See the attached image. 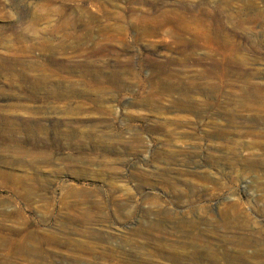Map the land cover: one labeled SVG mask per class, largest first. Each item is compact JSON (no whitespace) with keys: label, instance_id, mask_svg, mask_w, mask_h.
<instances>
[{"label":"rangeland","instance_id":"rangeland-1","mask_svg":"<svg viewBox=\"0 0 264 264\" xmlns=\"http://www.w3.org/2000/svg\"><path fill=\"white\" fill-rule=\"evenodd\" d=\"M235 254L264 264V0H0V264Z\"/></svg>","mask_w":264,"mask_h":264},{"label":"bare ground","instance_id":"bare-ground-1","mask_svg":"<svg viewBox=\"0 0 264 264\" xmlns=\"http://www.w3.org/2000/svg\"><path fill=\"white\" fill-rule=\"evenodd\" d=\"M102 30V28L100 29ZM37 84V83H36ZM39 86V85H38ZM8 122V121H7ZM7 125V124H6ZM26 128V127H25ZM11 129V128H10ZM15 134V133H14ZM19 152V151H18ZM24 156V155H23ZM14 176V175H13ZM7 178V177H6ZM18 180V179H17ZM17 183V182H16ZM21 249L23 250H26L25 246H21L20 247ZM29 252H33V250H29ZM171 256V255H170ZM170 258V257H169ZM194 258V257H193ZM202 258L201 255L198 256L197 259L195 260H198L200 261V259ZM225 262L226 264H246L247 262V259L244 258V255H240V254H235V255H228V257H226L225 259Z\"/></svg>","mask_w":264,"mask_h":264}]
</instances>
